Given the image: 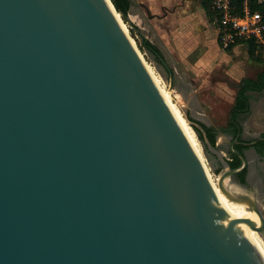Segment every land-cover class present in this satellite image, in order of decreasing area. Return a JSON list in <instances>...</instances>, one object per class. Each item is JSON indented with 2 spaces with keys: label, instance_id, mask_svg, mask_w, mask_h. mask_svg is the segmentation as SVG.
<instances>
[{
  "label": "water",
  "instance_id": "95a60500",
  "mask_svg": "<svg viewBox=\"0 0 264 264\" xmlns=\"http://www.w3.org/2000/svg\"><path fill=\"white\" fill-rule=\"evenodd\" d=\"M116 15L110 0H0V264H264L242 228L254 216L264 238V184L248 191L237 139L212 126L228 144L212 146L202 128L218 188L249 207L225 211Z\"/></svg>",
  "mask_w": 264,
  "mask_h": 264
},
{
  "label": "rangeland",
  "instance_id": "374dc122",
  "mask_svg": "<svg viewBox=\"0 0 264 264\" xmlns=\"http://www.w3.org/2000/svg\"><path fill=\"white\" fill-rule=\"evenodd\" d=\"M132 1L130 14L126 15L129 20L125 15L116 10L115 12L120 23L125 25L126 33L133 40L141 58L159 74L170 100L180 106L189 123L200 132L202 125L225 126L236 93V81H230L242 76L244 69L247 74L260 70L258 64L248 57L246 47L244 52H240L241 71L235 72L229 63L233 57L217 42L218 27L214 21L207 18L201 6L203 0ZM136 4L143 8H137ZM188 13L192 18L189 17V23L183 24L182 18L186 19ZM142 38L163 51L166 59L168 58L165 62L174 70L177 82L163 80L159 72L163 65L143 49ZM239 49L240 47H237L236 51ZM197 138L200 143L199 137ZM216 144L227 150V142L221 137H218ZM200 147L202 161L213 179L218 180L221 165L210 166L201 143ZM224 156L230 157L229 154ZM262 170L264 169L260 171ZM253 185H258L257 181ZM253 185L247 186L248 191H254Z\"/></svg>",
  "mask_w": 264,
  "mask_h": 264
},
{
  "label": "trees",
  "instance_id": "16d2710c",
  "mask_svg": "<svg viewBox=\"0 0 264 264\" xmlns=\"http://www.w3.org/2000/svg\"><path fill=\"white\" fill-rule=\"evenodd\" d=\"M114 9L125 15L129 2L128 0H110ZM212 0H203L202 1V8L207 14L208 18L211 21H214L217 17V12L212 8L211 5ZM255 9L259 10L263 15H264V3L262 5L256 6ZM216 24V23H215ZM217 26V24H216ZM247 42L248 43V53L249 56L255 60H259L260 56L264 53V46L262 44H257L253 40H247V41H242L239 43ZM237 43V44H239ZM236 45V44H235ZM230 46L228 49L232 48L233 46ZM141 46L143 47L144 50H146L149 53H157V49L155 46H153L148 40L142 38ZM263 78H264V71L257 76V79L252 80V79H244L241 81L239 89L236 92L234 104L230 110L231 113V118H229V127L228 129L225 128H219L218 130L226 133L228 135L229 132L234 131L233 133L237 132L236 128H234V122H237L239 119V116L241 114H247L248 113V91H260L263 88ZM203 130L205 131L206 137L208 138L209 142L211 143L212 146H215V138L216 135L218 134L217 131L214 127H206L205 125H202ZM198 133V137L200 140H203L201 132L196 129ZM255 146L258 148V150L262 151L264 148V142L263 141H257ZM238 149V147H235ZM232 161H229V165L232 168H236L239 166L240 161L239 159L234 156L230 155L229 157ZM243 173V172H242ZM239 177H241V181H243V174H238Z\"/></svg>",
  "mask_w": 264,
  "mask_h": 264
},
{
  "label": "built area",
  "instance_id": "2783aa9c",
  "mask_svg": "<svg viewBox=\"0 0 264 264\" xmlns=\"http://www.w3.org/2000/svg\"><path fill=\"white\" fill-rule=\"evenodd\" d=\"M263 3L264 0H212L222 49L250 39L264 45V15L255 9Z\"/></svg>",
  "mask_w": 264,
  "mask_h": 264
},
{
  "label": "crops",
  "instance_id": "0c3cea01",
  "mask_svg": "<svg viewBox=\"0 0 264 264\" xmlns=\"http://www.w3.org/2000/svg\"><path fill=\"white\" fill-rule=\"evenodd\" d=\"M129 7L130 6H128V10L131 9ZM189 17L192 18V15H190V13L187 14L186 19L182 18L183 24H184V22L189 23V20H190ZM193 31H195V29H193ZM217 42L219 43L218 38H217ZM237 47H240V49L238 51H236ZM245 47L247 49L248 57L250 59H253L249 56L248 43L247 42L236 44L235 46H233L232 48H230L228 50V53H230V56L233 57L232 59L229 60L230 68H232V70L235 72L241 71L240 70L241 69V66H240L241 63H240L239 57L241 56L240 52L241 53H242V51L244 52ZM156 49H157L156 54L159 56V58H161V60L163 62L168 61L167 60L168 58L166 59L163 51L157 47H156ZM151 54H152V56L156 57V55L154 53H151ZM156 58L159 60L158 57H156ZM161 60H159V62L162 64ZM253 60L258 64V66H259L258 69H260V70H258V72L254 73V74H247V73H244V71H245V69H244L242 76H240L239 78L236 77L235 80H231L230 82L236 81V82H234L236 92L239 89V86H240V83L242 80H244V79L255 80V79H257V76L264 71V53L260 56L259 60H255V59H253ZM165 63L167 65L169 64L167 62H165ZM247 94L249 97V99H248V113L245 114V117H244L241 125H242L244 135L246 137L256 138V137H259L261 134H264V78H263V88L260 91H248ZM235 96H236V93H235ZM234 100H235V98L233 99L232 106L234 104ZM221 127L222 126H219L217 128L219 129ZM217 139H218V137L216 136L215 144H216ZM217 145H219V144H217ZM248 150L249 151L247 154H245V156L249 159L250 163L256 162L257 166L260 169H264V157H263V155L261 156V154H258L254 148H250ZM255 167H256V165H254V164L251 165V170H252L251 173L255 172Z\"/></svg>",
  "mask_w": 264,
  "mask_h": 264
},
{
  "label": "bare ground",
  "instance_id": "6f19581e",
  "mask_svg": "<svg viewBox=\"0 0 264 264\" xmlns=\"http://www.w3.org/2000/svg\"><path fill=\"white\" fill-rule=\"evenodd\" d=\"M117 14V13H116ZM119 19L118 15H116ZM120 21V19H119ZM123 29L125 32H127L125 25L121 23ZM130 38V37H129ZM131 42L133 43V40L130 38ZM143 60V63L145 67L147 68L149 74L151 75L153 81L157 85L159 91L161 92L163 98L165 99L167 105L169 106L170 110L172 111L173 115L175 116L177 122L179 123L180 127L182 128L183 132L185 133L186 137L188 138L189 142L195 149V152L197 153L198 157L200 158L201 162L203 163V167L205 169L206 175L211 183V186L213 188L214 194L216 196L217 201L219 204L225 209V211L232 217V218H245L249 215V207L243 203L230 201L226 198V196L220 191V189L217 186V178L213 179L212 175L208 171L205 163L202 161L201 157V147L199 140L193 130V128L189 125L187 122L183 111L181 110L180 106L175 104L170 100L169 93L164 89V82L160 78L159 74L153 70V68ZM225 185L227 188L235 193H243V190L237 187L234 184H228L227 181H225ZM255 220V217L253 216L249 223L243 224L242 228L243 230L250 236L252 239L261 259L264 262V238L259 235L251 226L252 222Z\"/></svg>",
  "mask_w": 264,
  "mask_h": 264
},
{
  "label": "flooded vegetation",
  "instance_id": "af4514ba",
  "mask_svg": "<svg viewBox=\"0 0 264 264\" xmlns=\"http://www.w3.org/2000/svg\"><path fill=\"white\" fill-rule=\"evenodd\" d=\"M137 8H140L142 9L143 7L141 5H137ZM201 6H202V2H201ZM131 8V6L129 7ZM245 115L244 114H241L239 116V120L237 122H234V128H236L237 132L233 133L234 131H231L228 133L230 139L229 141H233L235 139H237V141L239 143L235 144L234 145V148L235 147H238L239 150H237V148H235L237 151L239 152H243L244 154H247L248 153V149L250 148H254L255 151L258 153V154H261V156L263 155L264 157V148L262 149V151L258 150V148L255 146L256 142L257 141H263L264 142V134H261L259 137H256V138H251V137H246L244 135V132H243V129H242V121L244 119ZM229 118H231V113L229 115ZM229 127V122L226 123L225 126H222L221 128H225V129H228ZM218 133V131H217ZM253 145H248V144H251L253 143ZM228 145V144H227ZM248 159V158H247ZM229 161H232L230 158L228 159ZM254 164L256 165L255 167V172L254 173H251V165ZM240 165V164H239ZM261 169L257 166V163H253L251 162L250 165H249V168L245 171H243V181H241V177H239V175H237L235 178L237 181L241 182V183H247V186L248 185H251L252 183L256 182L258 179L261 180V182L264 184V170L260 171Z\"/></svg>",
  "mask_w": 264,
  "mask_h": 264
}]
</instances>
